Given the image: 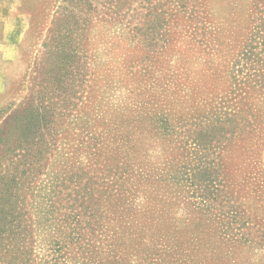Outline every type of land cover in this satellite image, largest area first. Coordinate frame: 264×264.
I'll return each instance as SVG.
<instances>
[{
    "label": "rangeland",
    "instance_id": "374dc122",
    "mask_svg": "<svg viewBox=\"0 0 264 264\" xmlns=\"http://www.w3.org/2000/svg\"><path fill=\"white\" fill-rule=\"evenodd\" d=\"M262 41L264 0H0V195L26 212L20 262L264 264ZM220 98L250 125L215 129L198 167L184 123ZM117 182L136 198L122 216Z\"/></svg>",
    "mask_w": 264,
    "mask_h": 264
},
{
    "label": "trees",
    "instance_id": "16d2710c",
    "mask_svg": "<svg viewBox=\"0 0 264 264\" xmlns=\"http://www.w3.org/2000/svg\"><path fill=\"white\" fill-rule=\"evenodd\" d=\"M116 13V12H115ZM118 13V12H117ZM192 37L193 34H192ZM264 45V41H262V43ZM220 107L216 109V112L214 113L213 117L210 116V117H207V116H202V117H206L205 118V121L208 123V124H205L202 122L201 118H199L198 116H196L195 118H191L189 121H186L184 124L186 125H190V126H193L195 127V129L197 127L200 128V130H198V137H193V141H192V144H193V149L195 150H199L200 152V155L196 158H194V160H197V163H198V167H201L202 165H207V164H212L214 166V161L213 160H209L208 156L210 155L211 157L213 156V152H210V148L206 149L205 147L207 145H211V141L209 140V136L210 134L212 133L213 134V131L215 129H219V134H223L225 131V127H227L228 125L232 128H236V127H239V123L241 122L242 125L244 124H247V125H250V121L247 119L248 116L252 117V114H250L249 112L247 113V115H242L240 114L241 113V108L237 111V112H231L230 108L226 105L227 102H225V100H223L222 98H220ZM242 102V101H241ZM240 102V103H241ZM244 106V105H242ZM241 106V107H242ZM244 110V109H243ZM249 110V109H248ZM251 111V110H250ZM179 123V122H178ZM244 123V124H243ZM168 127H166L162 132L159 133V137H157L158 139H163V140H169L170 142H172L176 136V133L173 131V128H171L170 124H167ZM208 126V128H206ZM181 124L179 126H177L176 128H181ZM229 130V129H228ZM205 133V134H204ZM204 135V138H200V136ZM201 136V137H202ZM133 141V137L132 138H128L126 140V144H129V143H132ZM218 142V145H219V140H217ZM204 145V147H203ZM169 146V145H167ZM213 146V145H211ZM210 147V146H209ZM96 148V146H95ZM209 153L208 156L205 154V155H201V153ZM166 153V152H165ZM96 154V152L94 153ZM209 160V161H208ZM206 163V164H205ZM197 167V168H198ZM125 172L123 171L121 175H123ZM119 176V179L121 178ZM118 185L116 186V189H118L119 193L116 195L118 197L120 196H125L123 201H122V204L120 205V207H122V209L120 210V213L121 216L122 215H125V214H128V213H131V209H132V205L134 203V201H136L134 198L135 197V193H131L130 191L128 190H125L123 191V188H122V185L120 182H117ZM3 186L5 187V184H3ZM12 187V186H10ZM87 184L85 183L84 184V188H83V192L84 194H81V202H82V206L84 207V205L86 204V199L88 200V203L87 205L85 206V209L86 210H90L92 207L90 206V202H89V199H90V193H91V190H87ZM5 190V189H4ZM1 189V191H4ZM0 191V193H2ZM129 193V194H128ZM128 194V196H127ZM12 196V198L14 197L13 195H11L10 193L8 194V197ZM128 198V199H127ZM134 199V200H133ZM17 206L16 203H11L10 202V199H4L2 197V195H0V240H2L4 238V236H7V239L10 238L11 241L9 242V247L8 249L6 250L5 246L1 248L0 250V254L3 253L6 257L7 255L9 254H12V257H11V260L8 262V263H11V264H15L17 262L21 263L20 262V255L23 253V254H29L31 253V250L29 251L27 249V247H21L20 244H17V237H14L16 236V232L18 229L22 230L24 227V223H23V220H25L24 218V214H26V212H22L21 209H20V212H18V210L15 209V205ZM14 205V207H13ZM91 215L95 214L94 212L96 211H93L91 210ZM18 215V216H17ZM92 217V216H91ZM58 219V218H57ZM67 219V218H66ZM65 218L63 219H58L60 222L64 223V220H66ZM53 221V217H49L46 221L44 222H47V224H51ZM97 220H95V223H96ZM66 222V221H65ZM56 223V222H55ZM73 224H75V220L71 221V223L69 224L70 225V230L68 232V235L65 236V239L67 238L68 241L71 243L73 242L74 240L77 239L78 237V234H77V231H76V228L75 226H72ZM7 229V230H5ZM54 230L55 231H58L59 228L57 226H54ZM7 232V233H5ZM13 239V240H12ZM55 246L58 242V240H55ZM65 247H67V244L68 242H65ZM50 252L51 253H55V249L54 248H50ZM0 264H4V263H1V260H0ZM21 264H24L23 262Z\"/></svg>",
    "mask_w": 264,
    "mask_h": 264
}]
</instances>
